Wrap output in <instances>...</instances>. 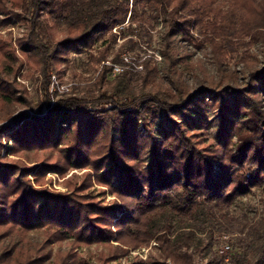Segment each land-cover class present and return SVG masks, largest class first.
<instances>
[{"label": "trees", "instance_id": "1", "mask_svg": "<svg viewBox=\"0 0 264 264\" xmlns=\"http://www.w3.org/2000/svg\"><path fill=\"white\" fill-rule=\"evenodd\" d=\"M225 3L227 9L221 0H0V28L25 27L22 55L47 85L69 54L91 51L106 37L94 61H106L123 41L114 67L127 59L124 52L137 55V63L142 44L155 52L150 43L160 24L166 65L159 76L145 51L143 77L124 70L109 80L112 68L104 66L101 95L63 97L46 113L22 112L0 125V264H89L78 251L93 244L112 250L102 260L110 264L152 242L175 264L187 258L178 251L200 247L215 249L210 264H264V217L240 225L232 211L264 187V0ZM182 43L206 44L218 66L238 48L260 43L262 65L244 83L223 73L193 89L180 68L188 64ZM5 44L0 37V52ZM12 56L0 54L1 69ZM11 86L0 73L1 103L13 100ZM4 149L42 159L28 167L2 156ZM69 169H90L94 177L86 174L67 193L41 188L47 174ZM93 179L116 201L105 203ZM40 230L46 243L31 246L28 235ZM216 232L232 236H223L227 255ZM13 235L18 245H4ZM65 242L67 251L48 250Z\"/></svg>", "mask_w": 264, "mask_h": 264}, {"label": "rangeland", "instance_id": "2", "mask_svg": "<svg viewBox=\"0 0 264 264\" xmlns=\"http://www.w3.org/2000/svg\"><path fill=\"white\" fill-rule=\"evenodd\" d=\"M226 0H221L223 9H227ZM163 25L160 24L152 32V41L150 46L155 49V52L143 45V51L140 53V59L135 62L137 55L132 52H124L123 56L127 55V59L120 67L122 71L115 73L114 64L111 62L112 57L118 52L119 47L123 41H119L110 50V56L104 62L98 64L91 55L98 57L97 51L100 49L101 43L107 39V37L99 42L93 50L75 54L71 53L67 56L65 63L61 64L59 71L53 73L49 84L45 83L43 76L27 62L25 56L22 55L21 48L19 46L20 40L26 34L25 27L21 24H13L7 28H0V37L5 41V49L0 54L12 53V57L8 58V62L4 60L5 70L0 68V73L6 82L11 83V97L13 100L10 104H3L0 102V125L9 123L16 115L25 112L31 115H38L46 113L51 107L57 103L63 97H81L90 98L101 95L102 91L106 88L99 78L104 66L112 68L109 76V80L114 79L116 76L122 74L125 71H134L140 74L142 77L145 75V70L141 65V62L146 58L151 59L158 66L161 77L165 76L166 65L159 54L160 45L163 35ZM250 39H247L244 43H249ZM181 56L188 64L180 65L181 70L184 73V78L187 83L193 89H199L207 85L209 79L220 80L223 73H235L241 83L245 82L247 72L250 69L261 67L262 54L260 43H254L250 46L246 45L238 48V50L231 54V56L221 66H218L213 58V54L209 46L205 44L204 47L198 48L197 46L189 43H182L179 47ZM146 51V53H145ZM3 52V53H2ZM129 65V66H127ZM162 80V79H161ZM138 89L142 86V81L139 80L136 84ZM51 102L49 106L48 103ZM108 107V106H106ZM4 145L6 144L3 140ZM8 146L12 147V142H9ZM8 156L11 161L22 160V162L32 167L36 165L41 159L40 154L30 153L23 157L12 156L7 150H3L2 156ZM86 174H91L94 177V173L90 169H69L63 174L50 172L44 178L41 188H46L55 193H67L70 191L69 186H79L82 183ZM29 179L34 183L32 175ZM94 188L97 192L105 191L104 196L101 199L105 203L110 204L116 201L110 191L106 187L98 186L93 179ZM237 218V222L243 225L247 222L256 223L264 217V187L254 190L250 195L244 197L232 209ZM224 235L232 237L228 233L216 232L214 234V241L218 242V247L224 244ZM201 239H206L205 234L198 233ZM19 236L13 235L4 241V245L12 246L18 245ZM28 240L31 246H43L47 241V232L44 230L35 231L28 235ZM207 241V240H205ZM112 244L117 245L112 242ZM20 245V244H19ZM71 247L69 242L63 244H53L48 247L53 253L57 250L67 251ZM212 249V250H211ZM200 247L198 250L193 248L189 250H181L177 253H187V258L182 257L183 261L177 264H210V259L215 251ZM80 258L87 260L89 264H102L105 258L112 255V250L107 246L93 244L91 246H83L79 249ZM185 259V260H184ZM225 262H228L226 260ZM110 264H175L170 259L164 258L161 251L156 246V243L152 242L148 247L139 249H129L126 255L122 256L118 262L112 261Z\"/></svg>", "mask_w": 264, "mask_h": 264}, {"label": "built area", "instance_id": "3", "mask_svg": "<svg viewBox=\"0 0 264 264\" xmlns=\"http://www.w3.org/2000/svg\"><path fill=\"white\" fill-rule=\"evenodd\" d=\"M115 73H120L122 71V69L118 66H115ZM231 246L228 242V237H224V244L220 249V254L222 255H227V253L230 251Z\"/></svg>", "mask_w": 264, "mask_h": 264}]
</instances>
